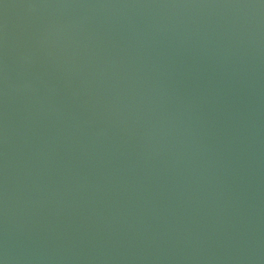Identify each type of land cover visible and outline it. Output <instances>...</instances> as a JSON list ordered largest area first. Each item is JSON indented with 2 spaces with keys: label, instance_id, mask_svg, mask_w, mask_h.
Listing matches in <instances>:
<instances>
[{
  "label": "water",
  "instance_id": "95a60500",
  "mask_svg": "<svg viewBox=\"0 0 264 264\" xmlns=\"http://www.w3.org/2000/svg\"><path fill=\"white\" fill-rule=\"evenodd\" d=\"M0 264H264V0H0Z\"/></svg>",
  "mask_w": 264,
  "mask_h": 264
}]
</instances>
